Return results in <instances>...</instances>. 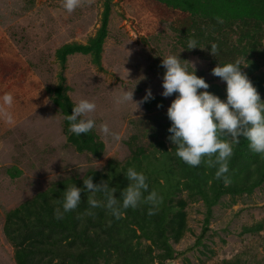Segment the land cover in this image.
Returning <instances> with one entry per match:
<instances>
[{"label": "rangeland", "instance_id": "rangeland-1", "mask_svg": "<svg viewBox=\"0 0 264 264\" xmlns=\"http://www.w3.org/2000/svg\"><path fill=\"white\" fill-rule=\"evenodd\" d=\"M111 1L102 70L88 56L76 54L68 57L64 72L71 101L88 99L97 105L93 130L104 144L103 156L97 159L67 144L61 116L47 89H54L58 81L56 50L68 43H86L95 34L104 0H82L72 13L62 8V0H0V59L8 66L18 64L10 77L0 76V96L6 92L14 96L8 109L14 123L0 118V264H15L13 248L2 234L9 211L57 180L101 171L109 160L125 161L132 138L148 147L151 134H159L171 122L166 111L176 94L161 95L163 57L179 54L182 63L193 64L204 80L225 84L212 75L207 61L181 49L170 30L171 19L159 16L152 0ZM188 68L191 71L190 64ZM133 87L135 102L150 90L153 98L164 100L163 109L146 111L142 103L134 111L131 102L117 105L121 90ZM101 124H107L120 140L105 137ZM186 211L188 231L174 246L175 259L167 264H219L237 256L248 264H264V188L237 198L235 204L223 198L213 208L209 231L199 244L205 208L201 201H188ZM256 224L262 225L258 233H242L243 227Z\"/></svg>", "mask_w": 264, "mask_h": 264}, {"label": "trees", "instance_id": "trees-1", "mask_svg": "<svg viewBox=\"0 0 264 264\" xmlns=\"http://www.w3.org/2000/svg\"><path fill=\"white\" fill-rule=\"evenodd\" d=\"M159 16L171 19L170 30L177 44L184 49L187 40L194 38L203 50L184 49L185 52L207 61L211 67L237 60L243 65L254 87L264 100V0H152ZM111 0H104L100 25L86 43H68L59 47L55 59L60 71L57 85L47 89L50 101L61 116V131L66 142L77 153H87L100 159L104 144L94 130L76 136L69 132L67 115L75 104L71 101L64 75L67 59L73 55L88 56L98 70H102L103 45L108 37ZM218 45L212 56L210 44ZM18 69V64L7 65L0 59V76L5 79ZM198 77H201L195 73ZM216 77V76H215ZM218 80L220 78L216 77ZM208 92L226 98V84L210 80ZM203 91V89L201 90ZM165 102L155 97L144 102L146 111L163 109ZM159 105V106H158ZM171 122L159 134H151L148 147L135 144L132 138L130 156L123 162L109 160L101 171L90 170L82 178L65 177L55 181L44 192L9 211L4 219L2 234L13 248L15 264H167L174 260V246L188 231V201H201L205 208L204 227L197 243L209 231L213 208L229 197L233 204L242 196H250L264 188V156L252 152L248 141L241 138L234 146L229 161L232 183L225 186L215 177V168L201 163L190 167L176 156L175 147L167 139ZM135 167L148 180L149 191L162 196L155 215L149 216L148 205L125 210L115 218L104 209H96L94 216L86 215L90 193H81L77 209L66 213L62 220L54 218L57 201L63 191L91 175L93 183L109 181L119 190L127 187L124 176L127 168ZM147 195V193L145 194ZM262 225L245 226L243 234H255ZM219 264H248L240 256Z\"/></svg>", "mask_w": 264, "mask_h": 264}, {"label": "clouds", "instance_id": "clouds-1", "mask_svg": "<svg viewBox=\"0 0 264 264\" xmlns=\"http://www.w3.org/2000/svg\"><path fill=\"white\" fill-rule=\"evenodd\" d=\"M82 4V0H62V8L67 13H72ZM201 50L198 41L194 38L187 40L184 49ZM182 49V50H184ZM181 50V51H182ZM180 51V52H181ZM209 52L215 56L218 52L216 43L210 44ZM178 55H167L161 60L164 68L162 76L161 95L165 98L176 94L166 115L171 121L167 139L174 145L175 154L183 163L190 167H198L206 163L208 167L215 168V177L225 186L232 183L229 175V161L233 155L235 145L241 138L248 141L250 150L264 156V100L244 73L239 60L235 62L217 64L212 70V75L220 78L226 84V98L222 100L217 95L207 91L209 84L202 77L195 74V67L182 63ZM144 79V77L140 78ZM138 82V81H137ZM135 87V85H134ZM122 89L116 99L117 105H126L129 102L135 105V110L140 104L152 99L150 90L140 102L133 100V90ZM203 89V91H201ZM14 104V96L10 92L0 96V118L7 124L14 123L13 114L8 111ZM159 106V105H158ZM97 110L94 101L80 99L72 113L67 115L69 132L76 136L87 134L96 128L93 114ZM100 132L105 137L120 140V136L111 131L107 124L100 125ZM124 176L128 180L127 187L120 189L119 197L115 196L118 190L111 187L109 181L93 183L90 176L83 180V186L73 184L63 191L62 199L57 201L54 209V218L62 220L80 205L81 193H90L86 215L94 216L96 209H104L115 218H120L128 209H136L141 205H148L149 216L155 215L162 196L155 190L149 191L147 176L135 167L127 168ZM147 193V195H145Z\"/></svg>", "mask_w": 264, "mask_h": 264}]
</instances>
